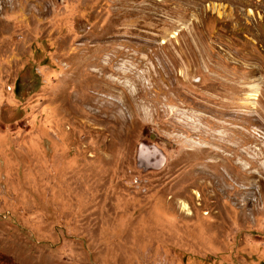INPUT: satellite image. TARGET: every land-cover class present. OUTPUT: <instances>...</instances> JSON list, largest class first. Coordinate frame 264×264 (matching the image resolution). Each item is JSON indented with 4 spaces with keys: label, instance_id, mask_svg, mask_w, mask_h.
Wrapping results in <instances>:
<instances>
[{
    "label": "rangeland",
    "instance_id": "374dc122",
    "mask_svg": "<svg viewBox=\"0 0 264 264\" xmlns=\"http://www.w3.org/2000/svg\"><path fill=\"white\" fill-rule=\"evenodd\" d=\"M0 264H264V0H0Z\"/></svg>",
    "mask_w": 264,
    "mask_h": 264
}]
</instances>
